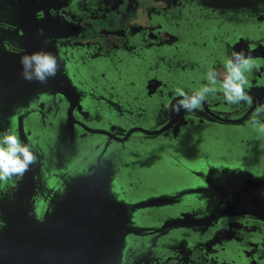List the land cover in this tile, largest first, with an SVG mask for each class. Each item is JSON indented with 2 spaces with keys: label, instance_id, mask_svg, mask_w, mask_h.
I'll list each match as a JSON object with an SVG mask.
<instances>
[{
  "label": "flooded vegetation",
  "instance_id": "af4514ba",
  "mask_svg": "<svg viewBox=\"0 0 264 264\" xmlns=\"http://www.w3.org/2000/svg\"><path fill=\"white\" fill-rule=\"evenodd\" d=\"M89 29L97 39L86 37ZM0 42L11 52L21 51L19 42L36 48L43 42L58 57L61 85L69 80L74 87L63 88L69 97L53 87L36 90L0 113V132L18 134L38 156L23 180L0 182L3 215L18 186L39 213L79 176L97 172L108 194L134 203L149 196L135 197L129 189L135 184L141 190L160 186L157 179L145 180L142 170L167 172L164 183L178 182L177 187L155 193L176 192V199L167 196L171 204L159 208H126L130 223L156 216L155 211H162V219L176 215L189 199L187 209L198 215L228 211L216 244L203 247L204 254L220 255L222 261L205 259V264H264V220L243 214V202L227 206L246 195L258 202V185H247L245 194L241 174L264 180V137L250 124L253 118L264 121V111H257L264 105V0H0ZM239 50L256 64L248 73L251 106L229 105L217 93L192 113L166 109L177 99L175 88L190 92L207 83L209 67L222 79L223 59ZM126 119L144 122L127 126ZM79 121L103 131H87ZM142 126L161 132L144 134ZM54 136L58 145L51 143ZM136 238H143L141 244L148 240L128 235L120 264H178L190 252L176 243L163 256L155 250L137 253ZM257 256L261 260L253 261Z\"/></svg>",
  "mask_w": 264,
  "mask_h": 264
},
{
  "label": "water",
  "instance_id": "95a60500",
  "mask_svg": "<svg viewBox=\"0 0 264 264\" xmlns=\"http://www.w3.org/2000/svg\"><path fill=\"white\" fill-rule=\"evenodd\" d=\"M36 45L37 48L32 44L28 47L25 43L19 42L21 51L11 52L0 42V113L7 111L8 107L36 90L47 91L53 87L55 92L65 91L67 97L71 94L63 88L66 87L71 92L74 90L69 80L61 85L62 71H58L55 77H50L46 84L35 80L28 81L22 77L21 55L38 50L49 51L45 49L43 42H36ZM49 52L53 53L52 50ZM73 110L74 107L67 108L66 114L71 118ZM73 122V118L70 119V126ZM79 124L90 132L103 131L87 127L80 121ZM141 129L144 134L161 132L160 129L150 130L144 127ZM20 134L24 135L21 121ZM238 179L245 182V194L248 191L247 185H258V202L252 199L248 201L247 195L246 197L244 195L245 199L232 198V202L228 201L227 206H233L234 202H243L242 205H245L243 214L264 220V180L249 173L241 174ZM20 187L18 186L12 193V190H8L7 193H11L13 197L10 200H14L10 201L11 208L5 215L2 214L0 199V221L4 222L3 226H0V264H120L128 235L155 238L154 236L159 237L173 230L180 231L181 238L177 245L183 244L190 250L186 259L181 258L182 262L178 264H205V259L222 261L220 255L215 254L211 258L204 254L203 247L216 244L218 235L225 227L223 217L228 215V211L223 213L214 210L208 215H198V212L181 208V212L176 215L163 219L160 217L159 225L148 226L140 225L139 219L136 218L130 223L126 208H131L135 212L137 208L152 209L170 205L173 199L167 200V196L176 199L175 195L178 193L156 194L136 200L134 203L125 202L108 194L100 183L99 174L95 172L66 183L63 192L56 193L49 201H45V205L37 213L32 202H29V196L26 194L28 191L24 188L20 190ZM236 188L241 189V185ZM195 235L196 239L193 238ZM170 236L179 238V234ZM220 243L222 242H218L222 247ZM178 256L184 255L179 252ZM260 260L261 257L257 256L253 261ZM248 264H251V261Z\"/></svg>",
  "mask_w": 264,
  "mask_h": 264
},
{
  "label": "clouds",
  "instance_id": "9594fccd",
  "mask_svg": "<svg viewBox=\"0 0 264 264\" xmlns=\"http://www.w3.org/2000/svg\"><path fill=\"white\" fill-rule=\"evenodd\" d=\"M40 34H43L42 29ZM45 43L50 41L46 40ZM20 63L22 77L41 84H46L50 77H55L60 68L57 56L45 50L21 55ZM223 67L225 75L222 79L209 67L204 76L207 83L190 92L175 88L174 95L177 99L175 103L169 102L165 106L166 109L176 113L183 109L186 114L192 113L202 109L209 96H215L217 93H221L223 100L229 105L243 102L251 106L254 98L250 94L248 73L256 67L252 56L246 54L244 50L233 51L230 56L223 59ZM257 111H264V105H258ZM250 124L259 137H264V121L253 118ZM36 163L38 156L30 144L22 142L19 135L11 130L0 132V182L6 183L13 178L18 182L23 180L30 166ZM3 223L0 221V226H3Z\"/></svg>",
  "mask_w": 264,
  "mask_h": 264
},
{
  "label": "rangeland",
  "instance_id": "374dc122",
  "mask_svg": "<svg viewBox=\"0 0 264 264\" xmlns=\"http://www.w3.org/2000/svg\"><path fill=\"white\" fill-rule=\"evenodd\" d=\"M92 28L93 27H91V29ZM86 37H88V38L92 37V38L97 39L95 33H93V31H90V29H89L88 34L86 35ZM81 38L83 39L84 37L82 36ZM104 68H106V66H104ZM123 85H124L125 88L128 87L126 82H123ZM115 93L117 94L118 91H116ZM119 98L120 97L117 95V99L118 100H119ZM143 122L144 121H137L136 119H132V120L131 119H126L124 123H125V125L129 126V125H136V124L137 125H143ZM142 127L147 128V129L150 128L148 126H142ZM50 140H52L51 141L52 144L58 145L57 144V140H56V136L50 138ZM52 148H56V147H51V149ZM126 153L129 154V152H126ZM150 154H153V151H149L148 153H146V155H149L151 157ZM137 171H138V169H136L134 171L133 176H132V181L137 179V176H136ZM142 171L144 173L145 180L148 179V181H150L149 183H151V182H153V181H155L157 179V180L160 181V186H157L155 184H154L155 186L149 184V186L147 188H143L141 190V189H138V187H136V184H135L134 186H132V188H129L130 191L132 192V194H134L135 197L139 196V194H145L147 192L149 193V194L147 193L149 195L148 197H150V196L156 195L155 191L157 189L170 191L171 189L176 188L177 185H178V182H177V185H176V184H172L169 180L165 181V183H164V178L166 177V173L167 172H159V171L150 170V169H148V170L146 169V170H142ZM187 200H189V199H185L183 201V203H182L183 205H181V208H189V207L192 206V202L191 201H187ZM175 211H177V210L175 209ZM154 214L156 216H151V217H149L147 219H142V220L139 219V222L141 223L140 225H148V226H157V225H159L160 222H161V218H162L161 217L162 211H155ZM171 234L172 235L179 234V238H176L175 236H169V237L162 238V239H157V238L155 239L152 236H150V237H146V238H148V240H147V243L145 242L144 244L139 243V241H143V238H136V239H138V242L134 243L133 250H135L137 253L138 252L139 253L150 252V251H154L155 250V252L157 253L158 256H161V255L163 256V254H164L163 251H167L166 249L174 248V244L178 243V240L181 238L179 230H173ZM193 238L196 239V235L193 236ZM150 239L151 240L154 239L155 241L153 242ZM132 256H134V255H132Z\"/></svg>",
  "mask_w": 264,
  "mask_h": 264
}]
</instances>
